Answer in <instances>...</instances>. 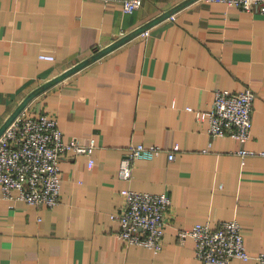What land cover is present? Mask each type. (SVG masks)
Instances as JSON below:
<instances>
[{"label": "crops", "instance_id": "1", "mask_svg": "<svg viewBox=\"0 0 264 264\" xmlns=\"http://www.w3.org/2000/svg\"><path fill=\"white\" fill-rule=\"evenodd\" d=\"M183 1L144 0L126 13L120 1L0 0V127L32 91ZM172 15L28 103L29 115H52L66 141L95 148L62 157L53 208L0 189V264H201L177 232L230 220L251 256L264 253V157L238 154L264 152V14L195 0ZM246 88L255 94L250 140L211 137L194 111L209 110L217 89ZM137 144L164 152L137 160L122 181L120 160ZM123 189L169 196L161 252L118 238L111 215Z\"/></svg>", "mask_w": 264, "mask_h": 264}, {"label": "built area", "instance_id": "2", "mask_svg": "<svg viewBox=\"0 0 264 264\" xmlns=\"http://www.w3.org/2000/svg\"><path fill=\"white\" fill-rule=\"evenodd\" d=\"M106 3L120 1L122 10L132 13L144 0H101ZM222 3L246 12L264 14V0H196ZM173 18V15L170 16ZM147 30L141 35H146ZM42 60H53L52 56L40 55ZM255 94L250 88L233 93L217 89L211 108L194 111L198 120H207L208 134L215 137L229 136L241 144L251 138L252 108ZM26 107L0 135V189L7 200H17L38 207H55L60 200L61 178L59 162L68 152L91 156L95 141L80 145L75 140H65L57 120L47 113L29 115ZM174 146L167 153L174 159ZM164 150L161 146L130 145L120 160L118 177L129 182L137 160H152ZM242 157L260 155L264 152L241 149ZM93 165L89 159L88 167ZM124 204L111 219L119 224L117 236L126 245H139L161 252L165 214L171 202L167 194H152L123 189L120 192ZM184 243L186 238L194 242V256L201 264H231L233 259L248 261L255 259L264 264V253L251 256L247 251L240 224L236 220L221 222L216 228L208 223H197L177 232Z\"/></svg>", "mask_w": 264, "mask_h": 264}, {"label": "water", "instance_id": "3", "mask_svg": "<svg viewBox=\"0 0 264 264\" xmlns=\"http://www.w3.org/2000/svg\"><path fill=\"white\" fill-rule=\"evenodd\" d=\"M194 1L195 0H184L179 5L175 6L174 8H171L170 10H168L162 14H160L159 16H157L156 18H154V19L150 20L149 22L143 24L139 28H137V29L133 30L132 32L126 34L125 36L119 38L118 40H116L112 44H110L109 46L102 48V49L95 48L93 54L89 58L75 64L74 66H72L71 68L64 71L62 74H60L59 76L53 78L49 82L43 84L42 86H40L37 89H35L34 91H32L18 104V106L11 113V115L7 118V120L1 125L0 135L10 125V123L28 106V103L33 98L38 96L40 93H42L46 89L50 88L51 86L61 82L65 78L74 74L75 72L81 70L85 66L89 65L91 62L99 59L100 57L104 56L105 54L109 53L110 51L116 49L118 46H120V45L126 43L127 41L133 39L134 37L140 35L142 32L148 30L151 26H153V25L159 23L160 21L170 17L173 13H175L178 10L188 6L189 4L193 3Z\"/></svg>", "mask_w": 264, "mask_h": 264}]
</instances>
